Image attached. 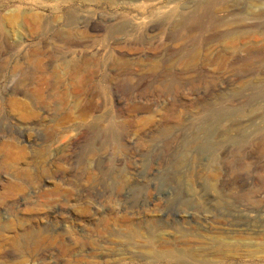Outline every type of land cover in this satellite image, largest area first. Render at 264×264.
<instances>
[{
	"label": "rangeland",
	"instance_id": "obj_1",
	"mask_svg": "<svg viewBox=\"0 0 264 264\" xmlns=\"http://www.w3.org/2000/svg\"><path fill=\"white\" fill-rule=\"evenodd\" d=\"M0 264H264V0H0Z\"/></svg>",
	"mask_w": 264,
	"mask_h": 264
},
{
	"label": "bare ground",
	"instance_id": "obj_2",
	"mask_svg": "<svg viewBox=\"0 0 264 264\" xmlns=\"http://www.w3.org/2000/svg\"><path fill=\"white\" fill-rule=\"evenodd\" d=\"M37 96H40L39 94ZM220 246V245H219ZM151 249V248H150ZM148 251V250H147ZM165 252V251H164ZM169 258L173 259L176 257L173 253L168 254Z\"/></svg>",
	"mask_w": 264,
	"mask_h": 264
}]
</instances>
